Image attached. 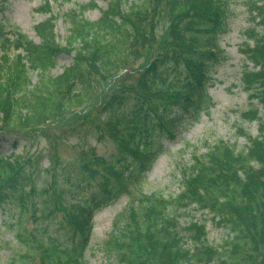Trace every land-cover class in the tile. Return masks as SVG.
Instances as JSON below:
<instances>
[{
    "label": "trees",
    "instance_id": "obj_1",
    "mask_svg": "<svg viewBox=\"0 0 264 264\" xmlns=\"http://www.w3.org/2000/svg\"><path fill=\"white\" fill-rule=\"evenodd\" d=\"M6 1L0 0V14ZM106 1L96 21L84 16L97 7L94 1L66 13L68 31L61 42L55 0H44L39 9L48 15L34 26L39 43L0 21V142L13 139L11 152L0 151V212L13 238L7 264H88L95 213L124 194L133 196L130 186L136 196L115 216L102 245L116 264H264V113L257 107L243 114L245 121H256L257 135L238 128L244 147L224 140L204 144L205 152L192 147L189 159L176 167L179 193L165 197L141 189L143 173L168 151L163 140H173L182 122L194 118L209 99L208 73L224 59L219 41L233 16L228 0ZM249 12L254 27L246 37L252 44L245 42L241 51L252 67L245 66L241 82L247 98L264 109V0L253 2ZM161 21L167 23L164 37L156 34ZM10 50L24 55L15 54L12 62ZM142 50L154 54L134 83L112 91L100 88ZM62 53L72 61L51 76ZM31 71L38 74L35 84ZM106 92L91 118L88 104L98 105ZM72 123L74 132H85L73 145L81 162L78 168L68 164L63 179L73 185L79 175V188L95 183L96 190L64 205L54 174L60 160L43 168L45 152L26 156L15 149L31 131ZM89 135L99 142L109 138L118 154L98 156ZM58 211L64 215L55 234L46 233L42 224L27 227L30 212L44 221ZM199 211L212 215L215 226L226 232L218 245L208 240L205 224L194 220L193 212ZM184 216L191 218L182 222Z\"/></svg>",
    "mask_w": 264,
    "mask_h": 264
},
{
    "label": "rangeland",
    "instance_id": "obj_2",
    "mask_svg": "<svg viewBox=\"0 0 264 264\" xmlns=\"http://www.w3.org/2000/svg\"><path fill=\"white\" fill-rule=\"evenodd\" d=\"M54 12L58 17L56 22V33L61 42L67 35L68 25L64 20V15L73 9H77L79 5H84L90 1H94L97 5L95 8L89 7L84 13V16L90 21H96L102 12L106 9V0H55ZM129 3L133 0H128ZM257 0H228L229 9L233 12V16L229 24V32L222 35L220 38V46L224 50V59L220 60L212 66L208 73L207 91L209 99L203 103L202 110L194 117H188L186 122H182L183 128L176 135L173 140H163L164 148L168 151L161 154L152 164L150 170L143 173V180L141 189L146 194L159 192L165 197L179 193L178 185V170L177 164L189 159L193 146L200 147V152H205L203 147L206 143H213L217 140L236 142L238 147H244L245 136L238 134V128L245 129L246 133L251 136H256L257 125L256 121H245L243 114L248 110L258 108L260 115L264 113V109L256 105V101H250L247 98V93L244 92L241 82V74L247 65L251 68L252 65L245 59L241 49L245 42L252 44V41L246 37L247 30L254 27L253 20L250 16V8ZM259 1V0H258ZM44 0H7L4 2V10L0 14V21H9L10 25L19 28L20 32L24 33L34 41L39 43V39L34 31V26L42 22L48 15L42 13L41 9ZM167 30V23L161 21L156 26V34L164 37ZM24 53L21 50H10V59L14 61L15 54ZM154 52L142 50L139 56H133L126 69L119 71L115 78H109L101 82L100 88L112 91L120 84L134 83L138 76L139 70L147 63L152 57ZM3 51L0 48V57ZM72 61V56L62 53L55 60V66L50 70L51 76L59 75L63 68L68 66ZM32 83L35 84L38 78L37 72H29ZM107 92L101 97V102L98 105L92 103L88 104L86 114L91 118L97 114V108L102 103ZM99 101V100H98ZM104 118V116H102ZM77 120V121H75ZM78 122V118L74 119ZM73 122V121H72ZM71 125L56 124L47 127L44 131L33 132L31 131L26 140L20 141L16 147L15 153L21 152L28 156L29 154L36 155L38 152H45L46 158L42 162L43 168L48 167L56 158L59 164H51L55 166L54 174L56 175V190L63 191L60 201L64 205H69L76 199L87 198L96 190L95 183H92L89 188L80 187L75 179H72L73 185L66 183L63 179V169L69 165H75L78 168L81 162L80 155L77 147L73 146L79 142V136L85 134L83 129H77L76 132L71 128ZM74 129V128H73ZM69 131V132H66ZM24 135V134H23ZM12 136V135H10ZM9 136V137H10ZM6 136L5 140L0 142V151L5 154L11 152L12 138ZM63 137L64 140L59 138ZM11 139V140H9ZM88 141L95 146V151L98 156L103 158H111L118 154L116 145L109 138L102 141H95L91 135L88 136ZM37 178L36 184L40 187L44 175ZM73 191V194L69 192ZM132 195H122L119 199L111 205L97 211L93 217V227L91 237L88 244V249L85 252V257L88 264H116L114 260L108 259L102 251V245L108 234L112 230V224L115 216L120 213L136 196V190L133 186ZM38 206H41V198L38 199ZM31 217V212L26 216V224L29 230H35L39 226L46 229V233L55 234L59 231L60 222L63 221V212L58 211L51 219H44V221L37 220ZM194 220L202 221L205 224L208 240L218 245L221 238H226V232L218 227L212 221V215L207 212H193ZM191 216L183 217L182 222L190 220ZM6 215L0 212V264H7V256L9 249L13 244L11 241L12 233L7 229V224H4ZM62 234V232H60ZM64 239V236H62Z\"/></svg>",
    "mask_w": 264,
    "mask_h": 264
}]
</instances>
